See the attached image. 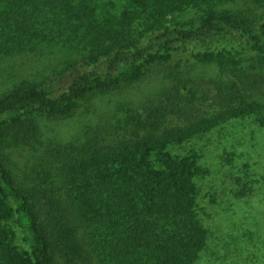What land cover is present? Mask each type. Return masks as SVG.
<instances>
[{
	"label": "trees",
	"instance_id": "obj_1",
	"mask_svg": "<svg viewBox=\"0 0 264 264\" xmlns=\"http://www.w3.org/2000/svg\"><path fill=\"white\" fill-rule=\"evenodd\" d=\"M234 1L0 0V58L61 44L68 71L60 89L33 82L0 96V264L196 263L207 240L196 212L199 155L168 148L232 118L264 117V0H243L248 12L223 7ZM190 62L219 74L182 79ZM165 69L170 84L127 107L130 135L63 151L54 168L35 158L46 171L26 187L8 146L35 148V118L69 116L94 92ZM195 107L206 113L188 120ZM177 116L184 122L165 124Z\"/></svg>",
	"mask_w": 264,
	"mask_h": 264
},
{
	"label": "rangeland",
	"instance_id": "obj_2",
	"mask_svg": "<svg viewBox=\"0 0 264 264\" xmlns=\"http://www.w3.org/2000/svg\"><path fill=\"white\" fill-rule=\"evenodd\" d=\"M226 4L224 8L236 12L252 9L243 0ZM195 16L192 11L180 19ZM60 46L45 48L42 56H38L37 50L0 58V96L15 86L33 82L54 90L66 86V53ZM165 71V76L156 73L128 87L94 92L81 100L69 116L35 118L36 151L24 144L19 148L14 144L8 146L16 174L23 178L27 188L31 187L41 181L42 172L46 171L35 158L48 156L49 166L54 168L55 157L63 151L111 145L130 135L133 123L127 107L158 96L170 84V70ZM179 74L187 81H202L219 72L214 64L190 62ZM194 109L186 112L188 120L206 113L205 108ZM184 119L168 117L165 124H181ZM168 149L178 156L192 151L199 155L202 171L195 178L196 212L206 229L207 240L195 264H264V117L232 118L208 133ZM46 187L42 185L41 189ZM15 229L17 244L26 247Z\"/></svg>",
	"mask_w": 264,
	"mask_h": 264
}]
</instances>
